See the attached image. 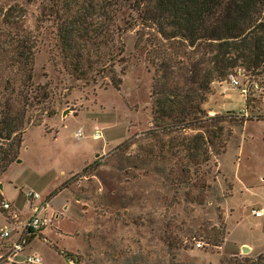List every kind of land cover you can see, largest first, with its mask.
Masks as SVG:
<instances>
[{"label": "rangeland", "instance_id": "obj_1", "mask_svg": "<svg viewBox=\"0 0 264 264\" xmlns=\"http://www.w3.org/2000/svg\"><path fill=\"white\" fill-rule=\"evenodd\" d=\"M43 2L0 0V28H8L3 24L8 17L38 39L34 81L50 85L47 107L55 112L40 126L30 125L20 162L1 178L2 194L13 208H0V240L4 229L11 230L0 254L25 234L37 207L39 217L51 223L14 264H28V255L41 256L43 264H76L65 252L80 264H150L167 258L168 244L170 258L184 263L233 264L264 254V217L253 215L264 211L263 80L241 67L233 71L239 88L227 81L213 85L206 105L210 115L234 114L239 122L222 124L221 155L200 167L183 162L201 184L192 192L179 189L168 178L181 163L172 150L178 146H161L146 136L154 73L146 51L135 50V32L124 37L129 67L121 89L105 88L103 81L86 85L60 73L54 28L39 21ZM79 130L84 137H76ZM96 133L103 137L96 139ZM127 141L130 148L120 149ZM33 192L40 199H28Z\"/></svg>", "mask_w": 264, "mask_h": 264}, {"label": "trees", "instance_id": "obj_2", "mask_svg": "<svg viewBox=\"0 0 264 264\" xmlns=\"http://www.w3.org/2000/svg\"><path fill=\"white\" fill-rule=\"evenodd\" d=\"M39 21L54 28L60 73L118 90L129 67L124 37L135 32V50L146 51L154 73L146 136L161 146H178L172 150L181 163L168 178L190 192L201 183L183 162L200 167L221 155L226 146L222 124L239 122L234 114L210 115L206 105L213 85L241 67L264 82V0H44ZM15 23L6 17L3 24L9 29L0 28V182L18 160L30 125L40 126L44 117L55 115L47 107L53 97L50 85L34 81L38 39ZM131 145L127 141L120 149ZM4 201L0 191V208ZM41 232H31L27 243ZM169 247L167 258L150 264H195L170 258ZM65 258L80 264L70 253ZM233 264H264V254Z\"/></svg>", "mask_w": 264, "mask_h": 264}, {"label": "built area", "instance_id": "obj_3", "mask_svg": "<svg viewBox=\"0 0 264 264\" xmlns=\"http://www.w3.org/2000/svg\"><path fill=\"white\" fill-rule=\"evenodd\" d=\"M227 83L231 85L234 88H239L241 86V82L239 79V76L232 72L229 74ZM257 87V86H256ZM242 93L246 94V90H242ZM77 138L84 137V133L82 130H79L76 133ZM96 139H101L103 137L102 133H96L94 136ZM28 199L35 201L40 199V195L38 193H30L28 194ZM12 204L10 202L4 201L2 204V209L9 211L12 209ZM35 215L33 218L28 222L27 229L25 234H21L19 236V239L17 242L14 243L12 248L9 252L5 254H0V263L1 264H14L15 257L18 256L20 253H22L25 250V247L27 245V236L32 233L40 232L47 228L50 225V221L48 219H42L39 217V213L41 211V207L34 208ZM253 215L257 218H261L264 216V211H253ZM11 237V230L6 228L4 229L2 233L3 239H9ZM196 247L198 249L204 248V242L197 241ZM28 264H43V258L39 255H28L26 258V261Z\"/></svg>", "mask_w": 264, "mask_h": 264}, {"label": "water", "instance_id": "obj_4", "mask_svg": "<svg viewBox=\"0 0 264 264\" xmlns=\"http://www.w3.org/2000/svg\"><path fill=\"white\" fill-rule=\"evenodd\" d=\"M17 162L19 163L20 161L17 160ZM0 191H1V192L3 191V184H1V183H0ZM249 251H250V249H244L243 253L248 254Z\"/></svg>", "mask_w": 264, "mask_h": 264}, {"label": "crops", "instance_id": "obj_5", "mask_svg": "<svg viewBox=\"0 0 264 264\" xmlns=\"http://www.w3.org/2000/svg\"><path fill=\"white\" fill-rule=\"evenodd\" d=\"M8 202H9V201H8ZM10 203H11V202H10ZM11 204H12V203H11ZM12 205H13V204H12ZM263 217H264V216H263ZM263 217H261V218H263ZM261 218H258V219H261ZM36 237H38V236H36ZM36 237H35V238H36Z\"/></svg>", "mask_w": 264, "mask_h": 264}]
</instances>
